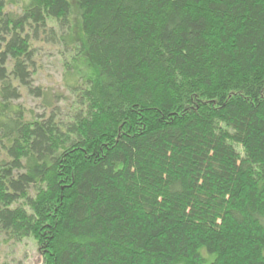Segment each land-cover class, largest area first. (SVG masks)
<instances>
[{
  "label": "trees",
  "instance_id": "obj_1",
  "mask_svg": "<svg viewBox=\"0 0 264 264\" xmlns=\"http://www.w3.org/2000/svg\"><path fill=\"white\" fill-rule=\"evenodd\" d=\"M0 235L43 264H264V0H0Z\"/></svg>",
  "mask_w": 264,
  "mask_h": 264
},
{
  "label": "rangeland",
  "instance_id": "obj_2",
  "mask_svg": "<svg viewBox=\"0 0 264 264\" xmlns=\"http://www.w3.org/2000/svg\"><path fill=\"white\" fill-rule=\"evenodd\" d=\"M76 63L72 54L62 45H43L38 57L36 83L52 94L69 96L68 86L79 76L74 69ZM83 67V64L78 63ZM76 67V66H75ZM18 101L30 110L41 109V100L30 96L25 90ZM44 256L35 237H27L21 242L6 241L0 235V264H43Z\"/></svg>",
  "mask_w": 264,
  "mask_h": 264
}]
</instances>
